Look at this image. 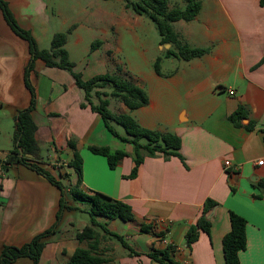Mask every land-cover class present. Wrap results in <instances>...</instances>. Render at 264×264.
<instances>
[{"label": "crops", "instance_id": "crops-1", "mask_svg": "<svg viewBox=\"0 0 264 264\" xmlns=\"http://www.w3.org/2000/svg\"><path fill=\"white\" fill-rule=\"evenodd\" d=\"M5 1L40 48L50 49L55 33L73 28L66 47L84 79L111 72V50L108 47L104 55L102 41L96 50L79 53L84 40L81 18L86 16L91 22L89 31L96 29L100 35L117 28L149 26L124 0ZM170 1L172 5L179 2ZM201 1L195 19L179 20L173 26L192 47H210L208 53L190 60L167 57L165 52L172 45L159 40L158 52L146 59L151 63L161 56V74L155 69L146 74L132 69L135 82L150 98L148 105L132 113L144 127L179 135L182 158L163 153L146 156L138 176L126 177L135 165L133 145L122 147L102 117L89 105H81L84 91L72 73L37 60L31 74L37 95L33 117L40 152L29 157L58 179L61 173H70L74 182L76 172L68 166L73 157L68 142L74 140L84 161L83 190L101 192L132 206L134 220H108V228L123 235L142 255H131L120 241L100 230L98 251L118 264H158L146 253L167 244L177 245L176 258L184 264H226L223 239L231 230V211L247 220L241 264H264V6L260 0ZM180 2L185 7L186 0ZM118 4L124 14L117 13ZM99 16L102 23L97 25L92 19ZM29 59L28 42L13 31L0 9V254L5 245H24L52 227L60 208V188L42 174L24 164L3 169L15 147L18 112L32 99L25 82ZM111 106L128 112L123 103L113 100ZM239 107L246 108L248 117L235 125L229 117ZM251 122L254 128L248 129ZM89 145L123 148L130 154L111 168L107 157L91 152ZM226 159L231 161L228 167ZM207 198L217 202L208 214L211 232L202 231L189 248L186 233ZM73 211L64 213L38 264H68L79 246H88L87 241H78L77 233L90 220L74 219L69 214ZM142 224L153 225L166 236L142 231ZM23 258L12 264H22Z\"/></svg>", "mask_w": 264, "mask_h": 264}, {"label": "trees", "instance_id": "trees-1", "mask_svg": "<svg viewBox=\"0 0 264 264\" xmlns=\"http://www.w3.org/2000/svg\"><path fill=\"white\" fill-rule=\"evenodd\" d=\"M127 8L135 13L149 16L156 24L160 34L161 44L172 45L166 50L167 57L175 56L184 60L200 57L210 51V47H192L177 32L173 23L179 20L190 21L197 17L202 8L201 0H186V6L172 5L170 0H124ZM264 6V0H260ZM0 9L13 31L25 39L29 44L30 59L25 69V82L32 93L30 105L21 109L16 118L14 132L15 147L4 160L3 169L11 165L24 164L47 180L57 185L61 190L60 208L57 213L55 224L49 229L37 234L30 242L21 245H5L0 254V264H12L18 259L28 257L33 264H38L49 238L58 232V227L66 211L82 209L77 203L88 205L85 209L90 216V224L77 233V239L81 243L88 242L87 247L79 246L71 256L68 264H118L111 257L105 256L98 251L101 231L115 237L129 250L131 255L140 256L143 253L136 250L123 235L115 233L108 228V220L121 219L123 221L134 220L135 214L132 206L128 203L112 198L101 192H87L82 188L83 183V157L77 148L74 140L68 142L73 151V157L68 166L74 169L77 175L73 182L70 173H61L58 179L53 173L33 161L28 154L37 156L40 152V145L36 138L38 125L33 117L37 105L36 89L32 84L31 74L36 69V61L42 60L46 66L59 67L70 71L76 84L84 91L83 107L88 105L98 113L107 129L120 141L130 143L134 147V167L128 178L138 176L141 164L146 156H154L156 153H163L166 157L176 155L182 158V139L173 132H162L144 127L130 113L111 109L112 101L123 103L129 110H135L149 104L148 92L129 76L116 73L97 74L89 79H84L81 72L76 71V63L71 60L67 50L69 33L73 28L65 32H57L51 39L50 49L40 48L33 34L23 28L17 21L14 13L5 0H0ZM102 41L96 40L92 44V50H96ZM111 53V52H110ZM161 60L158 56L154 68L161 74ZM111 90L109 91V89ZM248 117V111L239 107L232 113L229 119L240 125L243 118ZM116 125L124 128L126 134H121ZM255 123L251 122L247 128L253 129ZM144 140V142H143ZM88 149L107 157L111 168L117 167L120 161L130 153L125 149L112 150L109 146L89 145ZM33 161V162H32ZM217 205V202L207 198L200 216L195 224L191 225L186 233L187 245L189 248L198 240L200 233L211 232V219L209 212ZM99 218L105 219L104 222ZM231 230L224 236L223 248L226 264H241L240 252L247 246V220L234 211L230 212ZM99 229V230H98ZM142 231L153 232L155 236L163 238L165 231H156L153 225L142 224ZM177 245L167 244L164 248L153 247L148 253L158 264H184L176 258Z\"/></svg>", "mask_w": 264, "mask_h": 264}, {"label": "rangeland", "instance_id": "rangeland-1", "mask_svg": "<svg viewBox=\"0 0 264 264\" xmlns=\"http://www.w3.org/2000/svg\"><path fill=\"white\" fill-rule=\"evenodd\" d=\"M178 1L179 2H175L176 5L181 4L180 2L181 0ZM185 6H186V2H185ZM116 11L118 14H124L120 4L117 5ZM132 12L134 11L132 10ZM143 17L146 19V22L149 23V26L146 29H143L142 27H137L135 29L129 27H123V28H117L115 31H110L108 33L102 32L101 35L96 29L95 31H89L90 29L88 28L90 27L91 22H89L86 19V16L83 19L81 18L80 30L84 40L78 49L79 53L84 52L85 54H87L88 51L92 48V44L96 40H101L105 44V47L102 48V52L104 53V55L106 54L108 47L111 50V51L108 50L109 52L108 68L111 71L110 73H116L120 71L122 75L129 76L132 79H135L137 75L132 71L133 67L143 71L145 74L148 72H154L155 71L154 64L156 60L150 63L147 61L146 58L150 60L155 55V53L158 52V48L160 47L159 44L160 34L156 27L155 22L147 15H143ZM92 20H94L96 24L99 25L102 23V16H99L98 18ZM99 35L100 38H98ZM88 69L84 70V73H86ZM110 90L111 88L109 89V91ZM114 108L115 107L111 106V109L116 110V108L115 109ZM134 111L136 110L128 109L127 113H130L132 116H134V113H132ZM115 127L121 134H126L123 127L119 125H116ZM118 142H121L122 147L127 146L125 142H122L119 139ZM44 161L45 162L48 161L47 157L44 158ZM77 204L82 209L77 211L74 210L73 212H70L69 213L70 216L74 217V219H77L78 221L84 218L90 220L89 214L85 212V209L88 207V205L83 203L82 204L77 203ZM21 260H22L21 262H23L22 264H33V261L28 257L23 258Z\"/></svg>", "mask_w": 264, "mask_h": 264}, {"label": "built area", "instance_id": "built-area-1", "mask_svg": "<svg viewBox=\"0 0 264 264\" xmlns=\"http://www.w3.org/2000/svg\"><path fill=\"white\" fill-rule=\"evenodd\" d=\"M224 163H225V166H227V167L231 165V161L230 160H227V159L225 160ZM259 163L262 164L263 163V160H260Z\"/></svg>", "mask_w": 264, "mask_h": 264}, {"label": "water", "instance_id": "water-1", "mask_svg": "<svg viewBox=\"0 0 264 264\" xmlns=\"http://www.w3.org/2000/svg\"><path fill=\"white\" fill-rule=\"evenodd\" d=\"M167 46H170V44H166ZM30 157H33L34 155L32 154H28Z\"/></svg>", "mask_w": 264, "mask_h": 264}]
</instances>
